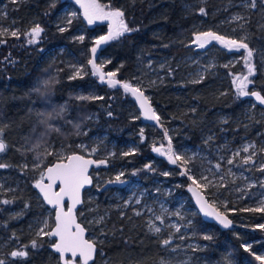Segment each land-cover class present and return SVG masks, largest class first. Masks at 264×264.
I'll list each match as a JSON object with an SVG mask.
<instances>
[{
    "label": "trees",
    "instance_id": "16d2710c",
    "mask_svg": "<svg viewBox=\"0 0 264 264\" xmlns=\"http://www.w3.org/2000/svg\"><path fill=\"white\" fill-rule=\"evenodd\" d=\"M104 1L122 10L129 28L136 29L119 39L109 40L99 48V54L108 57L104 70L115 71L116 78L142 87L146 83L138 75L144 62L151 63L153 57L156 61L165 59V67L159 70L163 74L162 81L150 89L147 87L146 92L151 94L150 101L160 117L161 125L164 129L172 127L169 130L172 143L177 147L198 146L213 160L221 154L224 155L220 147L222 139L224 136L234 138V135H239L242 128L239 116L242 107H245V102L249 100L248 97H240L236 94V89L232 86V76L240 71L246 72V67L243 65L239 67L240 61H236L221 68L217 66L216 70H205L200 77L191 78L190 74L186 76L190 67H184L180 59L189 50V41L195 24L203 23L210 30L237 38V35L228 31L223 24L219 26V22L226 16L221 8L225 0ZM236 1L238 0H233ZM0 4H4L8 11L6 16L0 15L3 22H8V18H14L26 28L39 25L43 29L34 43H29L28 38L24 37V30L16 37L7 33L0 35V128H3V140L7 145L3 152L4 164L8 165L2 172L16 177L18 182V186L13 191L0 193L1 200L10 201L0 205V242L9 238V244L3 245V255L0 259L9 264H14L15 261L20 264H61L56 254L50 250L52 239L48 235L37 237L33 234L22 235L20 232L28 224V218L37 213L42 215L46 208L37 196L33 184L43 168L56 159L51 151L48 150L47 153L42 149L33 151L35 158L30 159L32 156L25 147L31 146L33 142L30 143V140L37 136L38 142L46 139L47 142H55V145L62 142L69 151H78L77 142L87 141L93 134L104 133L106 139L115 141L114 150L117 157L127 158V154H123L119 148H121L120 143L127 139V131L132 132L131 138H134V131H139L137 121L130 115L131 109L134 110L135 107L132 100L127 99L124 102L118 92L111 93L107 89V84L97 80L90 70L72 79L74 75L70 69L63 63H57L56 60L51 62L52 60L48 58L50 51L64 47L65 50L78 54L80 59L87 60L93 37L103 34L105 30L103 23L90 26L82 16H78L71 19V23L63 27L66 30L61 32L55 22L57 12L64 5L61 0H0ZM201 7L206 9L207 15L200 14ZM236 9L237 7H232L228 11L230 13ZM251 11V19L247 24L249 31L247 43L253 50L252 63L259 74L254 84L264 95V75L261 73V63H259V54L262 50L260 51L257 44L263 37L262 27L257 23V18L263 11L259 7ZM79 26H82L85 32L83 41L72 38L75 28ZM221 54L227 57L226 54ZM54 66H56L55 71L52 68ZM45 77L51 81L46 93L43 88ZM38 87L41 89L40 92L36 91ZM80 96H98L103 99L81 100ZM254 108L255 113L250 117V128L246 132L251 137L257 132L258 137L263 138L264 111L255 104ZM44 110L45 112L55 110L59 116L45 125L41 122L43 118L38 115ZM261 111L263 114L260 113ZM223 114L226 115L221 118ZM49 125L58 128L59 131L51 130ZM126 128L129 129L125 130ZM131 154L135 155V157L131 155L134 158L138 156L135 153ZM22 158L27 160L25 163L27 167L21 165ZM181 164L185 168L186 164ZM191 164L190 169H187L189 172L197 168L195 163ZM178 178L185 183L184 177ZM178 187L182 193L186 192L181 186ZM103 203L101 207H106V203ZM235 207L232 213L241 224L251 226L264 219V212L248 211L243 204ZM197 221L206 228L207 224L203 223L199 216ZM133 223L111 226L126 230L140 228L129 231L131 236L135 237L136 248L124 251L121 240L105 239L98 243L97 259L100 256L110 255L113 264H120L126 257L138 264H152V257L157 252L163 257L173 254L176 250L185 249L183 247L188 237L184 236L181 239L179 231L167 235V239H171L172 244L168 246L158 244L159 249L156 251L157 247H153L151 241V233L139 222L136 225ZM196 232L197 238L205 243V249L200 251L205 253L208 259L206 262L228 264L219 252L229 248L240 264H245L243 260L248 261V259L252 261L251 264H257L249 251L242 247L240 239L262 238L263 234L259 228H257L259 235L255 236L245 229L237 232L235 229H220L211 223L210 231L208 230V235L212 236L211 240L203 239L205 235L199 228ZM99 234L107 238L108 231L105 228ZM34 240L36 247L33 248L31 244ZM262 242L258 241L256 246L260 247ZM18 250L27 251V257L9 255ZM199 253L195 252V259L200 258ZM97 261L92 264H97Z\"/></svg>",
    "mask_w": 264,
    "mask_h": 264
},
{
    "label": "rangeland",
    "instance_id": "374dc122",
    "mask_svg": "<svg viewBox=\"0 0 264 264\" xmlns=\"http://www.w3.org/2000/svg\"><path fill=\"white\" fill-rule=\"evenodd\" d=\"M64 2V5L62 8L57 12L55 16V22L56 24L61 28L65 27L68 24V21L75 17L82 16V13L80 11V8L76 2V0H61ZM98 3L105 9V11L108 10H116L119 9L112 5L109 2H105L104 0H98ZM232 7H237L236 10L229 13L228 10H230ZM221 8L223 9V12H225L226 16L222 18V20L219 22V26L223 24V26L228 29V31L234 33L237 35V38L240 37H247L249 35L248 31V20L251 19V9L248 7V0H238L236 2H233V0H225V3L222 4ZM263 12H261L260 16L257 18V23L259 26L262 27L263 30V37L260 39V41L257 42L259 45L260 51L262 52L259 54L260 59L259 63H261V73L264 75V9H262ZM8 11L5 8L4 4H0V15L1 17L6 16ZM75 13V15H73ZM237 15L243 16L246 19L243 21H236L233 18ZM8 22H3L2 19H0V32L3 34L7 33L10 34L12 31H17V33H20L21 31H25L24 37H27L28 40H31V36L29 35L31 29L35 26L26 28L25 26L21 25L20 23H17V21L14 18H8ZM125 22L127 23L126 19L124 18ZM98 23H103L105 30L103 34L96 35L93 37L92 40V46H94L95 41L99 39V37L104 36L110 26V21L108 20H97ZM93 25V24H88ZM242 25V27H241ZM230 26V27H229ZM24 27V29H23ZM194 31L191 34V38L189 41V50L187 54L180 59V63L184 64V67H190V69L187 74L192 75L191 78L194 77H200L202 73L205 70L209 69H217L225 66L226 64H233L236 61H240V65H243L246 67L245 71H240L236 75L232 76V86L236 89V85L234 83V80L237 76H241L243 74H247L248 68L247 64L245 63L244 58L246 57L247 53L245 50L240 51H229L223 47V45L213 42L211 45H208L206 48L201 49L198 47L196 43H194L195 40V34L199 32H206L210 29L206 28L207 26L202 23V25L195 24ZM192 27V29H193ZM213 31V30H211ZM217 32V31H214ZM220 34L219 32H217ZM223 35V34H220ZM29 36V37H28ZM80 36H85V32L83 31V27L79 26L75 28L72 38L78 39ZM225 36V35H224ZM229 38H236L232 36H226ZM247 42V40H246ZM103 46V45H102ZM100 46V48L102 47ZM261 47V48H260ZM250 48V46H249ZM99 51V50H98ZM221 53H224L227 55V57H223ZM50 60L53 62V60H56L57 63H63L65 67L71 70L72 75H75V72L77 69L83 67V71L80 75L84 74L86 70L91 71V65H88L87 61L90 59L91 53L87 55V60L80 59L78 54H74L70 51H67L64 49V47H60L54 51H50L49 53ZM155 57H153V60L151 63L144 62L141 68V72L138 76H141V80L145 81V86L141 87V90L144 91L146 96L150 99V93L146 92V88L149 89L152 86H156L162 81V75L160 73V69L165 67L166 60L160 59L159 61L154 60ZM96 63L105 65L106 62H108V57L100 55L99 52L95 55ZM244 67V68H245ZM53 70H56V66L52 67ZM220 70V69H218ZM217 70V71H218ZM254 75L250 76L249 79L253 81L252 84L248 86V91L250 89L256 88L254 84V80L258 79L257 76L258 71L255 68L254 65ZM105 73L109 72L104 70ZM97 80L98 77L93 75ZM46 78V77H45ZM48 78L43 80L49 81ZM107 89L111 92H118L119 96L123 101L127 99H131V96L129 93H125L122 88H111L107 85ZM242 97V96H240ZM248 97V96H247ZM249 98V97H248ZM133 103V102H132ZM134 105V104H133ZM135 107V106H134ZM52 109H49L51 111ZM47 111V112H49ZM45 112V110H44ZM255 113L254 108V102L252 100H247L245 102V107H242V111L240 113L239 122L242 123L241 132L239 135H234V138H229L228 136H224L221 142V149L222 153L224 155L217 156L215 160L210 159L207 155V153L201 151L198 146L191 147L188 145L185 146H175L172 141L171 144L173 146V150L184 157V159H188V157H194L191 161H189L185 168L184 166L178 161V163L181 165V167L184 169V172L180 171L178 169L177 177H184L185 183H182V181L174 180L166 181L164 178L155 180L152 178L150 180L149 186H146L144 189L143 183L146 182L147 175L141 176L140 178L136 176L133 183H127V179L124 174L128 171L126 169H123V167H119L116 169L113 173V177L108 179L107 177L103 178V187H106L108 185L112 187L121 186V185H127L125 186L127 189V193L130 194V204L129 206L127 204H124L123 206L116 205L117 208H119L120 215H128L129 213H134L135 215H146L147 217V223L146 229L152 232L153 234H156L153 229L154 227L158 226L162 229L161 232H163L165 229L169 228L172 229L175 233H177L176 228L179 227L181 232V237H188V240L185 242V248L183 251L176 250L173 254L159 257L155 262L153 261L152 264H211L206 262L208 259L206 258L205 253H201L203 249H205V243L200 241L196 234L197 229L202 232L203 235H208L207 228H203L200 223L197 221V210L192 204V200L190 196L185 192L182 193L178 186H181L184 191L186 189L187 182H191L192 180L189 177H195L200 183H204V181L200 180V177L207 176L209 180L213 181L214 185H220L223 183V186H209L204 191L206 192L207 196L210 199V202L217 206L218 208H223V210L226 211H235L232 206H229V203H235L237 201H240V206L243 204L245 209H254L258 207H264V171L261 169L264 168V139L261 137H258V133L256 132L254 137L249 136V134L246 132L247 129L250 128V117H252V114ZM263 114V112H260ZM89 115H91L89 113ZM130 115L133 116L132 118L134 120H142L145 121L144 117L139 113V111L135 108L134 110L131 109ZM226 114H223L221 118H224ZM260 115V114H259ZM92 117V116H90ZM138 127L140 129H143V124L137 123ZM166 128L164 129L163 134L165 131H167L168 138L171 137V133ZM87 131V129L85 130ZM39 135V134H37ZM46 136V134H43ZM208 134H206L207 136ZM31 141L33 143H31ZM158 141V140H157ZM136 142V141H135ZM164 142V141H162ZM31 146L27 145V150L31 154L32 157L30 159L35 158V154L33 151L36 150H46L47 153L48 150L51 151V153L56 158H61L69 153L68 147L61 143H58V145H55V142H47L46 140H43L38 142L37 136L35 139L30 140ZM101 145L102 148L105 150V152L113 151L115 145V141H110L109 139H106V135L104 133H97L93 134L92 136H89V139L87 141H80L77 142L76 146L79 150L86 154H91L94 150L95 145ZM39 145V147H37ZM253 146L250 148L249 152H243L242 149L246 146ZM155 146V144L153 145ZM122 147V146H121ZM127 147V148H125ZM125 147L121 148L127 151H134L136 147V143L134 144L133 140H130V142H127ZM24 148V147H23ZM153 153L155 154L156 151L153 149ZM37 152V151H36ZM239 153V155H236ZM254 153V155H252ZM26 155V154H25ZM249 155H252V159L254 163L249 162L248 164L243 163V159ZM27 158V157H26ZM234 160L233 164H228V160ZM26 159L22 158L21 165L25 166ZM36 161V160H34ZM5 162V155L3 153L0 154V164H4ZM107 161L105 160L104 163ZM147 163L142 164L138 170L141 172H154L157 173L154 166L152 165L154 162L152 160H147ZM191 163H195V166H197L196 170L193 172L187 171V169L192 166ZM217 163L221 164L220 169H216L215 165ZM36 162L34 163V165ZM140 164V163H138ZM137 164V165H138ZM5 165V164H4ZM0 168V193H7L9 191H13L17 186L18 182L16 181V177L11 176L9 173L3 174L2 170L5 169ZM137 170V171H138ZM136 171V172H137ZM134 172V171H132ZM170 171L162 170L161 174L165 176V173H169ZM185 173V174H184ZM146 174V173H145ZM154 175V174H153ZM152 175V177H154ZM15 176V175H14ZM117 176L120 177L119 180H117ZM221 177H223V181H221ZM160 181V182H159ZM100 182V181H99ZM98 182V183H99ZM129 185V186H128ZM161 193V194H160ZM108 197H114L117 201L123 200V195L120 193V190L117 188H114L113 190L110 189V192L108 194ZM96 196H93L90 192L85 195L84 197V204L83 208L79 215H81V221L86 226V228L89 231V238L93 242H102L104 239L103 235L97 234V232L102 230H105L107 227L106 224H104L105 219L107 218L109 214V210H107V206L109 205L110 208L113 209L112 204L109 202L105 206L106 207H99L95 204ZM3 200L0 199V205L3 204ZM228 208H224V207ZM130 207L131 210H128L127 208ZM230 209V210H229ZM128 211V212H127ZM157 212H159L158 217H162L163 223L159 224L158 222L160 220H157ZM176 213H179V215H176ZM38 214V213H37ZM34 215L28 218V224L25 226L24 229H21L22 235H36L37 237H40L37 235L39 230L41 228L44 229L45 232H48L53 221H52V213L48 209H44L42 212V215ZM158 221V222H157ZM167 221V222H166ZM261 225H264V219L260 222H256L253 225H251L254 229L259 228L262 232L263 236L262 238H258L256 241H263L262 245L258 248L248 250L250 255L252 253H255L257 255L264 254V228L260 227ZM97 228V232L96 229ZM161 232L157 233L160 234ZM10 234V233H8ZM43 236V235H42ZM1 240V239H0ZM9 238H5L4 241L0 242V256L3 255V245H8ZM244 245H250L251 241H246L243 243ZM244 248V247H243ZM201 250V251H200ZM195 252H200V258L195 259L194 254ZM220 256L223 258L224 261H226L228 264H240V262L233 257L231 249H224L219 252ZM253 256V255H252ZM254 257V256H253ZM248 259V258H247ZM255 259V258H254ZM200 260V261H198ZM112 260L109 257H103L101 260L97 261V264H113L111 262ZM198 261V262H196ZM257 264H260L259 261L254 260ZM243 262L247 264H251V260H243ZM14 264H20L18 261L13 262ZM245 263V264H246ZM5 264H9L8 262ZM68 264H81L77 261H73L68 259Z\"/></svg>",
    "mask_w": 264,
    "mask_h": 264
},
{
    "label": "snow or ice",
    "instance_id": "6c2138e0",
    "mask_svg": "<svg viewBox=\"0 0 264 264\" xmlns=\"http://www.w3.org/2000/svg\"><path fill=\"white\" fill-rule=\"evenodd\" d=\"M78 4L84 9V17L87 19L88 24H94L97 20H108L110 21V30L106 36H101L99 39L95 41L96 47H92L90 50L91 58L87 61L88 65H91V72L93 75L98 77L99 81L102 83H106L111 88L120 87L125 93L131 94L138 102L141 109H143L144 116L156 122H159L160 117L153 110L148 96L145 95L144 91L141 90L140 86H134L133 83L128 81H122L116 78L117 72L109 71L105 73L103 71V63L97 64L95 55L97 52V47L101 44L107 43L109 40H116L125 35L126 33H130L135 31L136 29L129 28L128 24L124 20V12L120 9L116 10H108L105 9L98 3V0H76ZM248 7L250 9H257L258 7L264 9V0H248ZM199 12L202 15H207L206 9L201 7L199 8ZM75 15V13H73ZM236 21H243L246 18L243 16L237 15L233 18ZM70 24L71 21L69 20ZM242 27V25H241ZM61 32L65 31L66 28L61 27L59 29ZM43 29L36 25L33 27L29 33L31 36V40L29 43H34L38 40ZM3 33L0 32V35ZM11 36L16 37L18 35L17 31H12L10 33ZM79 40L83 41L84 37H78ZM247 37H239V38H229L224 35H220L214 31H206L199 32L195 34L194 43L198 45L199 48L204 49L208 45H211L213 42H217L229 51H240L245 50L247 55L244 58L245 63L247 64L248 72L244 76H237L234 80L236 85V94L238 96L247 97L253 96L260 102V104L264 105V96L257 91H248V86L253 83L252 80L249 79L250 76L254 75V64L253 60V50L249 48V44L246 42ZM110 62V61H109ZM83 71V67L76 70L75 75L72 79H76L80 76ZM199 82V81H194ZM51 81H44L43 88L45 93L48 91V86ZM37 92H40L41 89L36 88ZM79 99H103V97L98 96H80ZM63 110V109H62ZM43 119L42 123L45 125L49 124V121L59 116V113H56L55 110L53 112H41L38 113ZM51 130L59 131L58 128H53L49 125ZM76 127H79L76 125ZM167 136V131L164 133ZM39 147V145H37ZM253 146H246L242 149L243 152H249L250 148ZM7 148L6 143L3 140V128H0V153H3ZM155 151L159 152L161 155L167 157V159L172 163L176 164L178 161L183 164H187L194 157H188V159H184V157L180 154H177L171 144V137L168 138V148L166 150H161V148H155ZM264 151V150H262ZM236 155H239L237 153ZM254 155V153L252 154ZM252 155H249L243 159L244 164H248L249 162L254 163L252 159ZM67 162L56 163L52 167H48L45 172L41 173L40 179L37 181L35 187H37L40 192L43 194V198L47 201L49 205H53L58 209V213L55 216V229L45 232L43 228L39 230L37 233L38 236L48 235V236H56L59 238L58 242L54 244V248L56 252L60 254L71 253L73 257L81 256L83 258V264H89V261L92 260L94 253L96 251V244L91 240H87L84 238V228L80 226V224L76 223V218L73 215V209L79 203H81V189L87 185L91 184V177L88 175V169L91 165L97 163L94 160L85 158L84 155L72 154L66 158ZM103 163V162H101ZM228 164H233L234 160H228ZM8 167V165L0 164V168ZM27 167V165H25ZM216 169L221 168V164L217 163L215 165ZM264 171V168L261 169ZM167 175V173H165ZM47 179L48 183L45 184L44 180ZM192 180V184L196 185L195 188L190 189L194 195L196 196L197 203L200 205L202 211H204L206 216L213 217L215 220L219 221L224 227H228L231 224V221L227 219L225 215L216 211L212 204H210L207 200L204 199L201 194L205 189L209 186H223V183L220 185H214L213 181L209 180L207 176H201L200 180L204 181V183H200L195 177H189ZM120 179L119 176L116 178ZM223 181V177L220 178ZM59 183L60 188L59 191H53L54 186ZM67 197L71 200L72 207L67 210L64 209V198ZM3 203L7 204L10 201H3ZM264 203V202H262ZM248 211H257L264 212V207H258L254 209H246ZM179 215V213H176ZM157 220H160L163 223L162 217H156ZM73 227L75 231H73ZM260 227L264 228V225ZM155 232L159 233L162 229L158 226L153 229ZM176 231L179 232V227L176 228ZM183 239V237H181ZM205 240H211L212 236L205 235L203 236ZM163 246H168L172 244L171 239H163L161 241ZM31 246L36 247V241H32ZM27 247V246H25ZM245 250H250L251 245H243ZM11 257H27L28 252L24 250L13 251L9 254ZM255 260L259 261L260 264H264V254L257 255L252 253ZM0 264H5V261L0 259ZM65 264H68V261H65Z\"/></svg>",
    "mask_w": 264,
    "mask_h": 264
},
{
    "label": "flooded vegetation",
    "instance_id": "af4514ba",
    "mask_svg": "<svg viewBox=\"0 0 264 264\" xmlns=\"http://www.w3.org/2000/svg\"><path fill=\"white\" fill-rule=\"evenodd\" d=\"M253 89L258 90L257 88H253ZM253 89H250V91L253 90ZM250 100H252V99L250 98ZM136 121L140 125L141 124L144 125L143 129H140L138 127V125H137V128L139 129V131H134L133 132V137L134 138H131L132 132L131 131L130 132L127 131L126 132V138L127 139H125L124 142L120 143V146H122L121 148L125 147L127 142H130V140H133L134 144L136 143V147L137 148L134 151H127V150H124V149L121 150V148H119V151H121L123 154H127V158L126 157L123 158V159L118 158L117 155H116L115 150L110 151L108 149V151L105 152V150L102 148V146L98 144L97 146L95 145L94 150H93V152L91 154H86V153L82 152L79 149H78V151L70 150V152L69 153L67 152V154L65 156L55 159V160H65L70 153L79 152V153H81L83 155L91 156L97 161V163L94 166L91 167L90 176H91V179H92V184H91L90 188H88V189H86L84 191L83 198L85 197L86 194H88L90 192L91 194H93V196H96L95 204L98 205L99 207H101V204L103 202H105L106 204L110 202L112 204V206H115V207H113V209L110 208L109 205L107 206V210H109V214H108L107 218L105 219L104 224H106V226H107L106 229L108 231V235H107V238L103 236L104 239L102 241H105V239H113L115 241H116V239L117 240H121V242H122L121 244H122V247H123L124 251H129L130 249L136 248L135 243H134L135 242V240H134L135 237L131 236V233L129 231H131V230L136 231V230H138L140 228H135L134 227V228H129V229L126 230L124 228H115V227H112L111 225H115V224H118V225L119 224H124V225H126L128 223H133V222H134L133 224L136 225L139 222V224L143 225V227L145 229H146V224L148 225V223H147V217L148 216H146V215H143V216L142 215H135L134 213H132V214L129 213L126 216L125 215H122V216L120 215L119 208H117L116 205H119V206L122 205L123 206L124 204H127L126 202L129 201L128 204H127L129 206V204L131 202L130 194L127 193V189L125 187L127 185V183H133L134 179L136 178V176L140 178L141 176H144V175H147V174L148 175L146 177V182L143 183L144 189H145L146 186H149V184L152 185V183H150V180H152V178H154L157 181H158V179H160V181H162L161 178H164V180H166V181L173 182L174 180H178V177H177L178 169H180V166H181L178 162H177V165L172 166L168 162V160L164 157V155H161L157 151L154 154L153 151H152L155 148H161L162 151L166 150L168 148V141L165 140L164 134H163L164 127L161 125L160 121H159V123L161 125L160 127H157L155 125H151V124L147 123L146 121H142L141 119L140 120H136ZM262 128H263V126H262ZM128 129L126 128L125 130H128ZM263 139H264V137H263ZM162 141H164V142H162ZM154 144H155V146H153ZM164 146H166L167 148L165 149ZM125 148H127V147H125ZM172 148H173V146H172ZM131 153H135L138 156H136V158H134L135 155L131 154ZM129 155H130V157H129ZM131 155H134V157L131 156ZM115 159L118 160V161H115ZM149 159L152 160V162H154L152 165L154 166V168L157 171V173L145 172V171L141 172L140 170H138V168L142 164L147 163L146 161L149 160ZM105 160L107 161L106 163H104ZM101 162H103V163H101ZM135 162H138V163H141V164L137 165V164H135ZM163 163H166V164L163 165ZM119 167H123V169L128 170V171H126L127 174L126 173L124 174L126 176L124 178L127 179L126 180L127 181L126 185H121V186H116V187H112V186L108 185L106 187L101 188L103 186L102 185L103 181H104L103 178H105V177H107L108 179L112 178L114 171L116 169H118ZM163 169L166 170V171L169 170L170 172L167 175L164 176V175L161 174ZM132 171H134V172H132ZM41 173L37 177V179L41 176ZM135 174H136V176H135ZM152 175L154 177H152ZM114 188L119 189L120 193H122V195H123V200L122 201H117L116 199H114V197H108L110 189L113 190ZM203 193L205 194V196L208 199V201H210V199L207 196L206 192L203 191ZM105 203H103V204H105ZM240 203H241L240 201H237L235 203L230 202L229 206H232L233 209H236L235 205L239 204V206H240ZM212 205L216 209H218L220 212H222L225 215H227L228 217H230V219H232L234 221L235 226H233L231 228H221L220 226H218L217 224H215L212 221H204L203 220V223H206L208 225L207 226V225L204 224L206 226V228H207V231L208 230L210 231V224L213 223V224L217 225L220 229H235L237 232L242 230V229H245V230H248V231L254 233L255 236L259 235L258 234L259 232H257V229H254L252 226H249V225L246 226L245 224H241V221L238 220V218L234 217L232 211H226V210H223V208L222 209L218 208L214 204H212ZM82 208H83V205L78 210V218H79L80 221H81V219H80L81 215H79V214H80ZM224 208H228V207L225 206ZM45 209H48V208L46 207ZM127 209L131 210L130 207H128ZM48 210L52 213V211L50 209H48ZM158 216H159V212H157V217ZM158 223L161 224V221H159ZM138 227H140V226L138 225ZM95 230L97 232V228ZM99 232H97L98 236L100 235ZM148 232H150V231L148 230ZM88 233H89V231H88ZM150 233H151V238H152L151 241L153 242V247H155V248L157 247L155 249L156 251L159 249L158 244H161V241L163 239H167V235L168 234H170V233L171 234H176L172 229L170 230L169 228L165 229L160 234H157V233L153 234L152 232H150ZM256 239H258V238L240 239V244L243 247V245H244L243 243L250 240L251 241V244H250L251 248H255V247H257L256 243L258 242V241L255 242ZM52 242H53V240H52ZM95 243H96L97 249H96V255H95L94 261H97V260L99 261L103 257H106V256L111 259L110 255L100 256L99 257L100 259L99 258L97 259L98 253H99L98 243H100V242L96 241ZM253 245H255V246H253ZM171 249H173V248H171ZM159 257H162V256H160L158 254V252H157V254H154V257H152L153 258L152 261L155 262ZM57 258H58V256H57ZM68 259H70V258H67V261H68ZM58 260H59V258H58ZM73 261L79 262L78 260H73ZM120 264H138V263L133 261V260H131V259H128L126 257L124 260H122V262Z\"/></svg>",
    "mask_w": 264,
    "mask_h": 264
},
{
    "label": "water",
    "instance_id": "95a60500",
    "mask_svg": "<svg viewBox=\"0 0 264 264\" xmlns=\"http://www.w3.org/2000/svg\"><path fill=\"white\" fill-rule=\"evenodd\" d=\"M77 4H78V3H77ZM78 6H79L80 11H81V13H82V18H83V20H84L85 22H87V19L84 17V9L81 7L80 4H78ZM97 23H98V21H96L94 24H97ZM109 30H110V26H109V28H108V30H107V32H106V34H105L104 36H106V35L108 34ZM104 44H105V43H104ZM104 44H101L100 46H102V45H104ZM100 46L97 47V52H98ZM93 47H96V44H94ZM97 52H96V53H97ZM90 58H91V56H90ZM244 75H245V74H244ZM244 75H242V76H244ZM117 79H118V78H117ZM119 80H121V79H119ZM122 81H123V80H122ZM252 91L260 92V91H258V90H256V89H253V90H251L250 92H252ZM260 94H261L262 96H264L261 92H260ZM145 95H146V94H145ZM130 96H131V94H130ZM248 97L251 98V99L253 100V102H254L257 106H259L261 109L264 110V105L260 104V102H259L258 100H256L255 97H253V96H251V95L248 96ZM131 99H132V102H133L135 108H136V109L139 111V113L144 117V119H145V121H146L147 123H149V124H151V125H155V126H157V127H160V126H161L159 122H156V121H153V120H149V119H147V118L144 116V114H143V109H141L140 106H139V102H138L134 97H132V96H131ZM149 102H150V104H151V106H152V108H153V110H154V107H153V105H152L150 99H149ZM154 111H155V110H154ZM263 132H264V121H263ZM164 138H165L166 141H168V136H165V135H164ZM164 148L166 149L167 147L164 146ZM0 154H1V153H0ZM72 154L83 155V154H81V153H79V152H72V153H70L69 155H72ZM69 155H68V156H69ZM84 156H85V158H87V159H91V160L96 161V160H95L93 157H91V156H86V155H84ZM164 157L167 159L166 156H164ZM167 160H168V159H167ZM61 162H67V160H66V159H65V160H54L52 163L46 165V166L43 168L42 172H45L46 169H47L48 167H52L54 164H56V163H61ZM96 162H97V161H96ZM168 162H169L172 166L177 165V163H176V164H172L169 160H168ZM95 164H96V163H95ZM95 164H93V165H91V166L89 167V169H88V175H89V176H90V170H91V167L94 166ZM180 171L184 172V169H183L181 166H180ZM184 174H185V173H184ZM40 177H41V176H40ZM40 177L34 181L33 188H34L35 192L37 193V195L39 196V198L41 199L42 203H43L48 209H50V210L52 211V221H53V223H52V225H51V227H50V229H49V231H50V230H54V229H55V223H56V221H55V216H56V214L58 213V209H57L56 207H54L53 205H49V204L47 203V201L43 198V194L40 192V190H39L37 187H35V185H36L37 181L40 179ZM90 177H91V176H90ZM91 180H92V179H91ZM44 183H45V184L48 183V181H47L46 178H45V180H44ZM91 184H92V183H91ZM91 184H87V185H85V186L81 189V203L77 204V205L75 206V208L73 209V215H74L75 218H76V223L80 224V226H81L82 228H84V230H85V231H84V238L87 239V240H91V239L89 238V233H88V230H87L86 226H84V224H83V223L79 220V218H78V210L82 207V205H83V203H84L83 193H84V191H85L86 189L90 188ZM195 187H196V185H193L191 182H187V184H186V189H185V190H186V193L190 196V198H191V200H192V204H193V206L195 207V209L197 210V213H198V215L202 218V220H204V221H212V222H214L215 224H217L218 226H220L221 228H231V227L235 226L234 221H233L232 219H230V217H228V216L225 215L224 213L220 212V211H219L218 209H216L214 206H213V207L215 208L216 211H219L220 213H222L223 215H225V216L227 217L228 220L231 221V224H230L228 227H224L222 224L219 223V221L215 220L213 217L206 216L205 213H204V211L201 210L200 205L197 203L196 196H195L194 193L190 190V189L195 188ZM59 188H60V185H59V183H57V184L54 186L53 191H57V192H58V191H59ZM201 194L203 195L204 199L208 201V199L206 198L205 194H204L203 192H202ZM208 202L210 203V201H208ZM210 204H211V203H210ZM71 207H72L71 200L68 199L67 197H65V198H64V209H65V211L67 212V210H68L69 208H71ZM73 231H75V228H74V227H73ZM49 237L53 240L52 244L50 245V250H51L54 254H56V255L58 256L59 261H60L61 264H65V261L67 260V258H70L71 260H78L81 264H83V258H82L81 256H79V254H77V256L73 257L71 253L60 254V253L56 252V250H55V248H54V244H55L56 242H58L59 238L56 237V236H49ZM91 241H92V240H91ZM95 244H96V243H95ZM96 249H97V247H96ZM95 255H96V251H95V253H94V256H93L92 260L89 261V264H91V263L94 261V259H95Z\"/></svg>",
    "mask_w": 264,
    "mask_h": 264
}]
</instances>
